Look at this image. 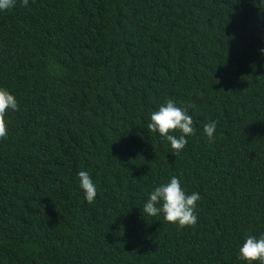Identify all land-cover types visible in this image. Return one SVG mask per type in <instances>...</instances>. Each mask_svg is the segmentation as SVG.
Wrapping results in <instances>:
<instances>
[{
	"label": "trees",
	"instance_id": "obj_1",
	"mask_svg": "<svg viewBox=\"0 0 264 264\" xmlns=\"http://www.w3.org/2000/svg\"><path fill=\"white\" fill-rule=\"evenodd\" d=\"M261 49L264 0L0 11V88L19 105L0 140V264H247L239 247L264 234ZM169 98L196 106L179 156L147 127ZM80 171L96 184L91 204ZM172 176L201 196L194 227L142 212Z\"/></svg>",
	"mask_w": 264,
	"mask_h": 264
},
{
	"label": "clouds",
	"instance_id": "obj_2",
	"mask_svg": "<svg viewBox=\"0 0 264 264\" xmlns=\"http://www.w3.org/2000/svg\"><path fill=\"white\" fill-rule=\"evenodd\" d=\"M16 3L17 0H0V11H7ZM20 4L22 7H28L29 0H20ZM260 51L264 53V49ZM195 107L193 103L178 106L175 100L169 98L157 111L151 113L148 129L159 133L169 142L175 156H179L187 145L186 137L196 134L193 118L189 115V109ZM9 110L19 111L18 101L7 89L0 88V140L6 139L8 135L5 117ZM217 123L212 121L204 124L203 131L209 142H214ZM176 132L180 135L171 134ZM78 177L86 201L93 203L97 197V187L92 176L88 171H80ZM200 199L198 192L187 194L182 188L180 179L172 176L170 182L156 187L149 193V199L144 204L142 212L152 217L162 214L164 221L176 224L181 229L186 226L194 227L198 222L196 209ZM238 258L246 261L247 264H254L257 261L259 264H264V234L259 238L248 235L239 247Z\"/></svg>",
	"mask_w": 264,
	"mask_h": 264
}]
</instances>
